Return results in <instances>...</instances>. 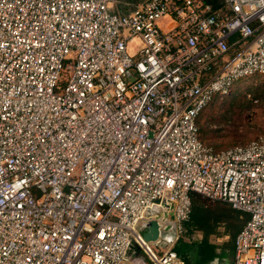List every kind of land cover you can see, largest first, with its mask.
Masks as SVG:
<instances>
[{"label":"built area","instance_id":"1","mask_svg":"<svg viewBox=\"0 0 264 264\" xmlns=\"http://www.w3.org/2000/svg\"><path fill=\"white\" fill-rule=\"evenodd\" d=\"M255 74L264 0H0V264H185L191 192L248 214L222 264H264V132L198 125Z\"/></svg>","mask_w":264,"mask_h":264},{"label":"rangeland","instance_id":"2","mask_svg":"<svg viewBox=\"0 0 264 264\" xmlns=\"http://www.w3.org/2000/svg\"><path fill=\"white\" fill-rule=\"evenodd\" d=\"M127 1L133 5L138 0ZM198 122L203 141L215 150L245 144L257 138L264 130V75L255 74L242 78L235 83L229 94L214 97L200 113ZM198 200H201L210 213L220 218L210 240H231L230 235L245 221V213L202 195ZM199 233L202 234L197 230L190 235L181 233L177 242L182 240L188 243L191 253L195 250L194 243ZM231 244L232 241L228 246Z\"/></svg>","mask_w":264,"mask_h":264},{"label":"trees","instance_id":"3","mask_svg":"<svg viewBox=\"0 0 264 264\" xmlns=\"http://www.w3.org/2000/svg\"><path fill=\"white\" fill-rule=\"evenodd\" d=\"M206 1L214 2V0H206ZM199 131H200V127H199ZM200 138L202 139L201 132H200ZM190 196L192 203L191 213L189 219L184 222V228L187 230L188 233H192L195 230L200 231L202 233V237L194 243V246H196L195 250L197 249L195 264H210L213 262L216 256L219 255V257H223L224 255L229 254L228 251H231V249H233V241L236 236L237 230L230 235L231 240L229 241L227 240L220 245L216 244L215 242H212L210 240V235L216 232V227L220 222V218L210 213V211L205 207V205L202 202H200L201 200H198L201 194L197 192H191ZM217 202L224 203L229 207H231V205L227 202H223V201H217ZM231 241H232L231 246H228V243H230ZM217 248H219V251L216 250ZM174 249L184 259L185 264H190V260L193 259L192 257L193 252L190 253V248L188 243L180 240L179 242H176Z\"/></svg>","mask_w":264,"mask_h":264},{"label":"water","instance_id":"4","mask_svg":"<svg viewBox=\"0 0 264 264\" xmlns=\"http://www.w3.org/2000/svg\"><path fill=\"white\" fill-rule=\"evenodd\" d=\"M159 212L163 214V212H161V210L157 206L151 207L146 211V218L149 216H157ZM148 224H150V232H146V230L144 229ZM140 231L143 237L148 241V243L152 247H158L157 249L159 250H161L159 247L167 245L163 237V233L167 232L168 235V232H170L172 234V230H169L166 227H159V224L153 219L150 221L148 220L143 226H141ZM161 238L163 239V241H161Z\"/></svg>","mask_w":264,"mask_h":264},{"label":"crops","instance_id":"5","mask_svg":"<svg viewBox=\"0 0 264 264\" xmlns=\"http://www.w3.org/2000/svg\"><path fill=\"white\" fill-rule=\"evenodd\" d=\"M138 1H140V0H138ZM137 2V1H136ZM136 2H134V3H136ZM133 3V4H134ZM245 213V212H244ZM245 220L247 219V217H248V214L247 213H245ZM151 218H153V220H155V222H157L156 221V219H154V218H157L156 216H151ZM152 220V219H151ZM245 222V221H244ZM244 222H243V224H242V226L244 225ZM242 226L240 227V228H238L237 229V232L242 228ZM145 230H146V232H150V224H148L145 228H144ZM174 232V231H173ZM237 232H236V234H237ZM184 233H187V234H189L190 235V233H188L187 232V230L185 229V231H184ZM157 235V234H156ZM163 237H164V239H165V242L167 243V244H170V242L174 239V236L173 237H171L170 236V232H168V235H167V232H164L163 233ZM197 240H199L201 237H202V234H197ZM218 238V237H217ZM224 241H227L226 240V238H224V239H220V238H218V239H216V241H214L216 244H218V245H220V244H222ZM217 251H219V248H217L216 249ZM233 250H234V241H233V249H231V251H228L229 252V254H227V255H224L223 257H219V255L218 256H216L215 258H214V260H213V262L212 263H210V264H222V263H226V262H229L230 260H231V258H232V254H233ZM193 252V259H191L190 260V264H195V259H196V256H197V249L196 250H194V251H192ZM148 261V260H147Z\"/></svg>","mask_w":264,"mask_h":264},{"label":"bare ground","instance_id":"6","mask_svg":"<svg viewBox=\"0 0 264 264\" xmlns=\"http://www.w3.org/2000/svg\"><path fill=\"white\" fill-rule=\"evenodd\" d=\"M173 231H174V229H172V234L170 233V236H171V237H173V236L175 237V233H174ZM167 243H168V242H167Z\"/></svg>","mask_w":264,"mask_h":264}]
</instances>
